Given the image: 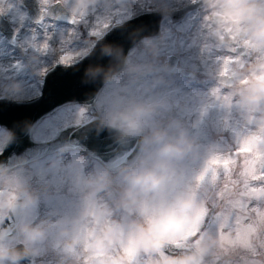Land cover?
<instances>
[{
	"label": "rangeland",
	"instance_id": "374dc122",
	"mask_svg": "<svg viewBox=\"0 0 264 264\" xmlns=\"http://www.w3.org/2000/svg\"><path fill=\"white\" fill-rule=\"evenodd\" d=\"M197 1L38 0L44 11L61 2L76 21L69 25L46 17L29 22L21 0H0V13L16 31L15 45L0 32V97L12 100L39 96L48 69L88 52L113 25L146 11L166 12L161 35L129 52L126 68L96 102L109 124L149 136L133 167L109 172L85 152L68 150L0 174V222L21 192L31 196L17 242L35 264H161L149 237L189 241L205 257L202 264H264V43L231 7L249 0H210L172 20V11ZM251 4L256 17L264 15V0ZM171 55L193 76L167 72ZM219 75L232 77L234 86L219 84ZM90 118L85 106L66 105L42 119L32 138L48 141ZM9 136L0 125V152ZM181 139L189 151L163 153ZM149 171L161 185L131 189L129 178ZM217 213L228 221L225 228L212 222ZM169 216L179 223L159 232L157 221ZM14 243L0 240V264H13L3 252Z\"/></svg>",
	"mask_w": 264,
	"mask_h": 264
},
{
	"label": "water",
	"instance_id": "95a60500",
	"mask_svg": "<svg viewBox=\"0 0 264 264\" xmlns=\"http://www.w3.org/2000/svg\"><path fill=\"white\" fill-rule=\"evenodd\" d=\"M209 1L199 0L172 11L170 16L174 22H178ZM21 3L27 10L29 22L39 23L46 17L64 24H76L74 17L61 2L54 3L46 11L41 9L38 0H21ZM165 16L164 10H151L113 25L88 52L70 63H56L48 69L41 95L35 98L12 100L0 97V125L10 133L0 152V174L48 154L75 149L97 159L111 172L133 167L148 145L149 136L127 132L109 124L97 110L96 102L104 86L126 68L129 52L142 40L161 35ZM214 19L219 23L225 21L220 15H214ZM0 32L10 45L16 44V31L1 13ZM237 52L245 55L246 49L238 47ZM164 66L171 74L193 76L191 70L180 65V57L176 55L169 56ZM216 80L227 87L235 84L234 79L226 75H219ZM70 104L85 106L90 110L91 118L84 123L60 129L48 141L39 142L32 138L33 129L42 119ZM30 200L29 193H20L0 222V239L3 242H16L3 252L4 258L13 264H35V258L27 246L17 242L20 237L19 225ZM126 209L133 212L130 205H126ZM158 241L166 243L164 248L154 244L161 264H167L170 259L178 257H192L188 264H202L205 259L189 241Z\"/></svg>",
	"mask_w": 264,
	"mask_h": 264
},
{
	"label": "clouds",
	"instance_id": "9594fccd",
	"mask_svg": "<svg viewBox=\"0 0 264 264\" xmlns=\"http://www.w3.org/2000/svg\"><path fill=\"white\" fill-rule=\"evenodd\" d=\"M260 2V0H258ZM233 9L242 12L243 15L248 20V29L249 34L252 36L253 39L257 40L258 42L264 43V15H260L259 17L255 16L254 9L251 4V0L249 3L245 5L244 3H237L231 5ZM191 145L188 144L185 140L181 139L180 141L176 142L175 144L167 145L163 148V153L168 156L180 157L185 152L190 150ZM162 183L160 176L153 172H143L137 173L132 175L129 178V184L131 185V189L137 191H153L156 190ZM128 195H132L130 191ZM183 208L189 207V204L185 202L182 204ZM179 223V218L175 216L163 217L157 221L156 228L159 232H164L166 230H170L177 226ZM152 244H158L159 248L166 247V243L162 241H158L153 237H149L148 241ZM192 257H178L170 259L167 264H188V261Z\"/></svg>",
	"mask_w": 264,
	"mask_h": 264
},
{
	"label": "snow or ice",
	"instance_id": "6c2138e0",
	"mask_svg": "<svg viewBox=\"0 0 264 264\" xmlns=\"http://www.w3.org/2000/svg\"><path fill=\"white\" fill-rule=\"evenodd\" d=\"M247 151H248L247 148H242L240 150L241 153H245ZM262 179H264V177H262ZM214 207H215V205H214ZM241 207L244 210L245 217H246V211H247V209L243 205ZM212 222L215 223V224H217V225H219V227H221V228H225L226 225H227V223H228V221L226 219H224L222 221V215L221 214H218V213L217 214H214Z\"/></svg>",
	"mask_w": 264,
	"mask_h": 264
}]
</instances>
